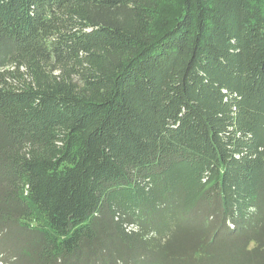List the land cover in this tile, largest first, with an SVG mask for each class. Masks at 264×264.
Listing matches in <instances>:
<instances>
[{
  "label": "trees",
  "instance_id": "1",
  "mask_svg": "<svg viewBox=\"0 0 264 264\" xmlns=\"http://www.w3.org/2000/svg\"><path fill=\"white\" fill-rule=\"evenodd\" d=\"M0 264H264V0H0Z\"/></svg>",
  "mask_w": 264,
  "mask_h": 264
}]
</instances>
